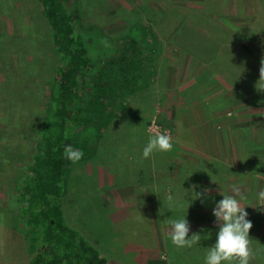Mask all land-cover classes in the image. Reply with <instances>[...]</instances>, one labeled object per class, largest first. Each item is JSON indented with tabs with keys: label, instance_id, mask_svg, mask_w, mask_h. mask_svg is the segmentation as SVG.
<instances>
[{
	"label": "rangeland",
	"instance_id": "1",
	"mask_svg": "<svg viewBox=\"0 0 264 264\" xmlns=\"http://www.w3.org/2000/svg\"><path fill=\"white\" fill-rule=\"evenodd\" d=\"M74 3L98 67L109 47L106 38L116 41L134 24L152 27L160 45L153 84L127 95L126 111L119 110L105 130L100 131L101 122L87 128L76 145L84 156L67 170L62 205L68 222L110 264H205L219 231L213 209L223 195H235L236 185L247 197L241 206L253 223L250 264H264V200L258 196L264 190V90L257 87L264 60V0ZM95 29L105 35L99 30L97 37ZM59 64L39 0H0V264H30L34 254L24 232L20 185L30 171ZM157 132L169 134L173 148L181 150L170 162L159 157L165 152L154 151L151 164L193 166L187 170L199 180V193L210 189L215 195L200 197L203 205L215 203L190 223L188 238L202 237L191 248L173 245L171 228L160 215L147 220L141 203L116 213L98 196L99 178L111 179L109 168L115 176L125 165L134 170Z\"/></svg>",
	"mask_w": 264,
	"mask_h": 264
},
{
	"label": "trees",
	"instance_id": "2",
	"mask_svg": "<svg viewBox=\"0 0 264 264\" xmlns=\"http://www.w3.org/2000/svg\"><path fill=\"white\" fill-rule=\"evenodd\" d=\"M39 2L50 30L51 46L61 64L55 70L30 171L20 185L24 232L28 248L34 253L30 264H110L82 230L67 220L62 197L71 161L65 158L64 149L79 146L84 131L98 122L102 131L118 116L117 109L127 110V95L143 92L153 84L158 73L159 37L145 24H134L116 41L108 36L106 57L98 67L91 53L89 32L80 29L74 0ZM99 30H94L97 37ZM198 201L185 205L183 210L196 216L214 205Z\"/></svg>",
	"mask_w": 264,
	"mask_h": 264
},
{
	"label": "crops",
	"instance_id": "3",
	"mask_svg": "<svg viewBox=\"0 0 264 264\" xmlns=\"http://www.w3.org/2000/svg\"><path fill=\"white\" fill-rule=\"evenodd\" d=\"M116 111L117 113L120 112L119 109ZM175 148L176 152L171 151L175 152V154L165 152L161 153L159 157L170 162L174 155L177 156L180 153L181 149ZM154 155L152 153L146 160L142 152L139 159L140 163L135 166L134 170L133 167L130 168L125 165V167L122 166L120 168L116 176L109 168L112 175L111 179L106 180V178L100 177L101 181L97 184L98 196L103 204L112 206L113 211L117 213L122 210L132 209L136 204L141 203L143 212L148 214L147 220H152L154 214L156 216L160 215L162 217L160 221L163 220V222L168 218L178 219L181 217H186L189 223L198 222V215L195 216V214L193 215L183 210L185 205L199 202L198 200L200 199L197 196L199 190H202L200 182L198 179L191 178L190 172L187 170L194 167H185L183 169L180 168V165L153 166L151 159ZM162 162L164 163L165 161ZM161 167L163 168L161 169ZM157 168L158 170L160 168V172ZM157 173H159V180H156L158 177ZM192 174H195L194 170ZM214 196V194H211L210 198ZM170 226L168 223L165 224V228L169 229L171 228ZM191 230H193L192 227Z\"/></svg>",
	"mask_w": 264,
	"mask_h": 264
},
{
	"label": "clouds",
	"instance_id": "4",
	"mask_svg": "<svg viewBox=\"0 0 264 264\" xmlns=\"http://www.w3.org/2000/svg\"><path fill=\"white\" fill-rule=\"evenodd\" d=\"M260 79L257 84L258 89L264 90V60L261 61ZM174 147L173 138L167 133L157 132L149 137L147 145L143 149V157L148 158L154 151L168 152ZM64 156L73 163L79 162L84 153L68 145L64 149ZM210 189L197 194L199 197H207ZM235 195H223V199L215 204L213 215L216 217V223L219 227L216 242L209 250L205 257V264H250L254 258V250L251 247L252 239L249 235L253 228V223L248 219L246 207L241 206V201L246 200L240 188L232 186ZM261 200H264V190L258 193ZM239 197V199H237ZM171 209V208H170ZM172 210V209H171ZM166 223L171 225L169 233L173 245L177 247L191 248L193 245L200 243L201 235L194 233L189 237L191 225L186 217L178 219L168 218Z\"/></svg>",
	"mask_w": 264,
	"mask_h": 264
}]
</instances>
